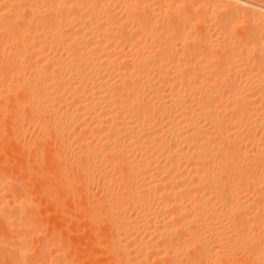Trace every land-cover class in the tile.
I'll use <instances>...</instances> for the list:
<instances>
[{
	"label": "bare ground",
	"instance_id": "bare-ground-1",
	"mask_svg": "<svg viewBox=\"0 0 264 264\" xmlns=\"http://www.w3.org/2000/svg\"><path fill=\"white\" fill-rule=\"evenodd\" d=\"M261 70L264 0H0L7 138L54 140L34 175L49 194L80 187L110 264H264ZM0 177L4 230L27 203ZM23 233L0 242L18 259Z\"/></svg>",
	"mask_w": 264,
	"mask_h": 264
},
{
	"label": "rangeland",
	"instance_id": "rangeland-1",
	"mask_svg": "<svg viewBox=\"0 0 264 264\" xmlns=\"http://www.w3.org/2000/svg\"><path fill=\"white\" fill-rule=\"evenodd\" d=\"M235 4H237V3H235ZM238 4H237V6H238ZM244 7H245V5L239 4V6H238L239 13H240V11H242L241 8H244ZM258 64H255V66L253 64L252 66L257 67L256 65H258ZM253 70H255V69H253ZM258 70H259V68H258ZM262 71L263 70H261L258 73L260 75H262L264 72V71L263 72ZM254 72H257V71L255 70ZM3 120H4V122H3ZM3 120H2V122L4 125H0L1 126L0 130H2V131H0L1 132V134H0V161H1V164L0 165H3V167L0 166V176H3L5 180L7 179V180L11 181L8 184L9 186L6 187L7 190L4 192H8L7 193L8 198L14 197V195H15V197L19 196V197L24 198L26 200V203H27V204H25L27 207L26 206L20 207L22 209L20 211V212H22L21 215H20V212H18L19 214L18 213L15 214L18 216L17 219L14 218L15 215L13 214V212L15 211L14 209L16 208L15 206L10 205L9 210L12 211V209H13V212L12 213H11V211H9V212L12 215H14L13 218L15 220L22 223L21 225H20V223H18L20 226L19 227V226H17L18 224L15 222L16 226L22 231V232H20L21 234L23 233V229L21 227L25 223H30L32 226L35 227V230L37 231L35 234L37 237L35 235H30V237L35 236L32 239V238L28 237L29 235H27L26 233H23V234L24 235L26 234L27 237L26 236L23 237L22 235H21L22 237L20 235L18 237H16L20 233H18L19 230L15 225H13L12 227H16L18 232H16V230L14 228L12 229V227L9 229H7V227H6V229L2 230L1 227H5V226H1L0 227V242H6L8 245L14 244L12 239H15V238H13L12 236L15 233H16V236H15L16 238H18V239H19V237H21L22 239L25 238V240L23 239L24 241L21 240L19 242H17V241L15 242V243H17L16 246H20V248H22V249H28L29 250V252H27L28 256L26 254L23 255V258L25 259L24 264H27V263H25L27 261H30V262H28V264H34V263L44 264L43 263L44 261L42 259L44 255L43 256L41 255L42 254L41 250L45 251V249H46V251L48 252L49 251L48 249H50L52 247H54L52 249V251H54V252H52L53 255H55V252L57 253L56 254L57 257H56V256H52V253L50 252L51 249L48 252V254H50L48 257H50L51 259L56 258L55 262H53L52 264H56V262H57L56 260L58 257L63 258V260L65 258L64 261H66V259H67L68 260L66 262L67 264H110V260H109L110 257L107 256L108 253H107V251H105L102 248V246H105V247L107 246V245H102L103 243L109 244V242L108 243L105 242L107 240L109 241V235H107V237H106L107 240H105V239H103L104 238L103 233H106V232L101 233L100 231H98L100 229H101V231H104L107 228H104V230H103L102 229L103 225H101V228L98 227L99 223L98 224L96 223L97 226H95V227L93 226L94 224L89 227L90 221L88 220V217H87V214H89V210L87 208L88 205L83 206V205H86L85 200H84L85 196L79 198L80 202L84 201L83 203L82 202L80 203L78 197L80 196V194H82V195H84V194L83 193H74V191H76L77 186L71 185L72 183L74 184L75 182H77L78 179L76 178L77 181H76V179H75V181H73L74 179L71 178V180L73 182L70 181L71 182L70 185H71V187H74L73 188L74 190L72 189L73 191H71V189H69V188L68 189L72 193L70 191H66L63 189H61V190H63L64 192L63 191L58 192L57 189H56L57 191H55V189H54V192L55 193L57 192L56 193L57 197H54L55 193H52L53 191H50L51 194H49V190H50L49 187L50 188L51 187H53V188L57 187V186L55 187L56 184H52V182L54 180L52 182L51 181L48 182V180H47L44 183H41L40 177H38V175H34L35 173H38V172L40 173V171L42 169H44V167L47 168V170H49L48 166L46 167V165L50 166V164H49L50 163V160H49L50 155L48 154V152L51 150L48 148H52V150H53V148L55 146L54 140L50 137L49 138L46 137L42 141V142H44V145L43 144L39 145L40 143H37L38 145H35L36 144L35 142H39L41 140H38V141L33 140L34 141L33 142L32 140H29L27 135L30 136V135L35 134L34 135V137H35L38 133V131H36V133H34L35 130H37V128H35L34 126H29V127L27 126L26 127L27 129L25 130L26 131L25 137H27L28 140L26 139L25 143H26V141H28L27 146L29 145L28 146L29 148L28 147L25 148L24 144L18 145V143H15L13 140H11V138H7V137H11L9 135V133H10L9 123H8L9 120H8V117L6 118V116H5V118H3ZM2 122L0 119V124H2ZM3 127H5V130ZM30 127L31 128L33 127L32 130L31 129L29 130ZM6 129H7V132H6ZM33 129H35V130H33ZM29 131H30V134H29ZM31 131L33 133H31ZM7 135H9V136H7ZM30 137H33V136H30ZM30 141L32 142V144H30L31 143ZM45 141L48 143H46ZM50 141H52V142H50ZM23 143H24V141H23ZM33 143H35V144H33ZM15 144H17L18 146ZM48 144H52V145H50L51 147H48ZM22 145H24V146H22ZM32 145L33 146L35 145L38 147L42 146L41 148L40 147L38 148L39 150H41V151L38 150L40 153H37L40 156H36V157L33 156V155H36V153H34V151H35L34 148H36V147L34 146V148H33V147H31ZM44 146H47L48 148H45ZM20 148H21V150H19ZM27 148L30 151L29 153L27 152L28 151ZM32 150H33V152H32ZM45 153H47V154H45ZM41 154H42V156H41ZM37 161L39 162V165H41L43 162L45 163V161H46V163L45 164L43 163V166H42L43 168H42L41 166L38 165ZM3 162H4V164H3ZM26 165H29V166L33 165L30 167L27 166V168L29 167L28 169L30 171L25 167ZM36 166H39L40 168H38ZM31 167H34V169L33 168L31 169ZM36 168H38V169H36ZM41 172H44V170H42ZM28 173H32V174L29 175ZM45 173H41V174L44 176H47L48 173L47 174H45ZM34 177H35V179H34ZM47 177L48 178L44 177L45 180L46 179L51 180L49 178V176H47ZM29 178H31L30 180L34 179L33 180L34 184L31 183L32 181L28 180ZM44 178H43V180H44ZM35 180L39 181V182L37 181L38 184L35 183ZM54 182H57V181H54ZM40 184H41V186H40ZM77 185H79V184H77ZM53 188H51V189H53ZM79 188L80 187L78 186L77 190ZM20 191H22L24 194ZM17 192H20V193H17ZM27 194L30 196H27ZM52 194H53V197L55 199L49 198V195H52ZM75 194H77V196H75ZM57 198H58V200L56 201ZM82 198H83V200H82ZM24 207H25V209H23ZM17 209L18 208H16V210ZM86 209L88 210V213L85 212ZM17 211H19V209ZM101 224H102V222H101ZM104 226H105V224H104ZM91 227H94L93 231H92ZM96 227H98L99 229L98 228L96 229ZM94 230H96L95 233H94ZM104 236H106V235L104 234ZM95 237L96 238L98 237L99 239L98 238L96 239ZM27 238H29V239H27ZM92 238H94L95 240H92ZM93 241L96 242V245L94 244ZM49 242L53 245L52 247H50L51 245L47 247V244ZM6 243H4V244H6ZM45 243H46V245L44 246L43 244H45ZM38 244H40L41 246L43 245L44 249L40 250V248H42V247ZM6 247H7L6 245L2 246L0 243V260H1L0 264H15V263L17 264V262H19V261L15 260V259H18V258H16L17 256L16 255L12 256V254H10V252L6 249L8 251L7 252L5 250ZM2 248H4V249H2ZM5 251H6V253H5ZM1 252H4V254ZM59 252H60V254H59ZM28 253L31 255H29ZM105 254H107V255H105ZM1 255H4V256H1ZM3 257L5 258V261H4ZM20 257H19L20 263L23 264V262L21 260L23 258H22V256H20ZM29 257H31L30 260H29ZM7 258H11L9 260L12 263H10V261ZM33 258H34V260H33ZM47 258L45 255V258H44L45 261H47L46 260ZM50 258H48V260H51ZM39 260L42 262L40 263ZM63 260L60 259V261H63ZM239 260L242 261L240 258H239ZM239 260H238L237 264H240V263L241 264H248L245 261L243 263V262H240ZM20 263H18V264H20ZM58 263H59V261H58ZM45 264H50V262L47 261ZM111 264H112V262H111ZM233 264H235V263H233Z\"/></svg>",
	"mask_w": 264,
	"mask_h": 264
}]
</instances>
